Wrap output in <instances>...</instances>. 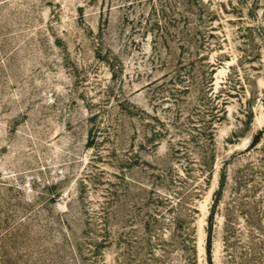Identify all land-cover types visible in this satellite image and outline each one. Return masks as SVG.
<instances>
[{
    "label": "rangeland",
    "instance_id": "374dc122",
    "mask_svg": "<svg viewBox=\"0 0 264 264\" xmlns=\"http://www.w3.org/2000/svg\"><path fill=\"white\" fill-rule=\"evenodd\" d=\"M0 264H264V0H0Z\"/></svg>",
    "mask_w": 264,
    "mask_h": 264
}]
</instances>
